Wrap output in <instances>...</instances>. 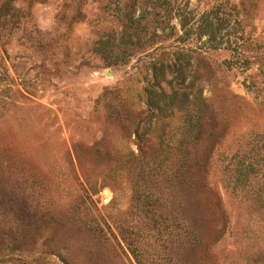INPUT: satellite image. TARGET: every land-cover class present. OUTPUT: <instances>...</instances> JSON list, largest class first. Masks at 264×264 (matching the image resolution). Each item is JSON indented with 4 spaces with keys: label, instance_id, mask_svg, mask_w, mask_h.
<instances>
[{
    "label": "rangeland",
    "instance_id": "1",
    "mask_svg": "<svg viewBox=\"0 0 264 264\" xmlns=\"http://www.w3.org/2000/svg\"><path fill=\"white\" fill-rule=\"evenodd\" d=\"M0 264H264V0H0Z\"/></svg>",
    "mask_w": 264,
    "mask_h": 264
},
{
    "label": "trees",
    "instance_id": "2",
    "mask_svg": "<svg viewBox=\"0 0 264 264\" xmlns=\"http://www.w3.org/2000/svg\"><path fill=\"white\" fill-rule=\"evenodd\" d=\"M148 92H149L148 93L149 94L148 95L149 96V99H148L149 105L151 107H159L158 106V103H159L158 99H159V96L162 97V93L155 92V91L153 92L150 89L148 90ZM154 97H155V99H153ZM191 131H192V128H189L188 132H191ZM184 159L186 160V163H187L188 168H189V172L187 173V179H186L188 182V189L190 191H192L194 188H200L202 190L206 189L207 183L205 181L206 177L204 176V174L199 173V171L196 172V171L192 170L193 168L202 167L203 166L202 161H204V160H198L197 158H193L191 154H188ZM177 162H180V161H177ZM243 171L246 172V174H248L249 173L248 167L244 168Z\"/></svg>",
    "mask_w": 264,
    "mask_h": 264
}]
</instances>
